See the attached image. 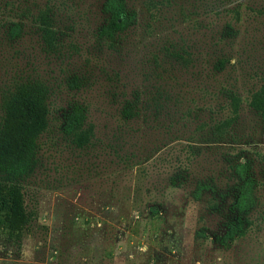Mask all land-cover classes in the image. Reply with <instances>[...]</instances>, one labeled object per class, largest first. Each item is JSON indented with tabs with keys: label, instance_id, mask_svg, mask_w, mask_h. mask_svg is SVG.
I'll return each instance as SVG.
<instances>
[{
	"label": "rangeland",
	"instance_id": "1",
	"mask_svg": "<svg viewBox=\"0 0 264 264\" xmlns=\"http://www.w3.org/2000/svg\"><path fill=\"white\" fill-rule=\"evenodd\" d=\"M102 1L0 0V121L24 84L44 87L49 111L21 183L27 223L0 229V264H264V116L248 107L264 85V0H125L135 24L112 44L96 34ZM133 95L138 116L123 121ZM73 103L92 129L82 147L60 130ZM239 161L255 205L224 245ZM200 182L212 190L196 198Z\"/></svg>",
	"mask_w": 264,
	"mask_h": 264
},
{
	"label": "trees",
	"instance_id": "2",
	"mask_svg": "<svg viewBox=\"0 0 264 264\" xmlns=\"http://www.w3.org/2000/svg\"><path fill=\"white\" fill-rule=\"evenodd\" d=\"M102 24L97 28V37L108 43H116L131 26L135 24V14L128 10L125 0H103L101 4ZM48 12L42 13L39 20L40 30L44 40L54 45V35L51 32ZM21 28L13 24L10 29L11 37L18 36ZM224 61L218 63L221 68ZM69 87L77 89L78 80L73 77L69 80ZM232 116L237 114L240 99L237 95L228 97ZM46 90L39 84H24L15 89L3 99L1 105L2 117L0 121V229L19 232L27 223L21 183L31 176L37 162L38 140L48 128V106ZM248 107L264 116V85L253 92L248 101ZM138 98L133 95L120 108V118L129 121L138 116ZM87 110L85 106L73 103L61 114V132L70 143L77 147L87 144L91 137V127L85 128ZM231 125V120H224L215 125V132L222 135ZM231 172L236 177V183L231 191V202L227 205V213L231 217L227 232L222 236L221 243L233 241L243 232L246 215L255 205L253 192L255 181L249 171L248 164L240 161L231 166ZM177 175L170 178L171 185L180 182ZM210 191L211 186L200 182L196 185L194 197L200 191ZM222 204V202H220ZM219 210L221 205H214ZM154 209L151 208V211Z\"/></svg>",
	"mask_w": 264,
	"mask_h": 264
}]
</instances>
